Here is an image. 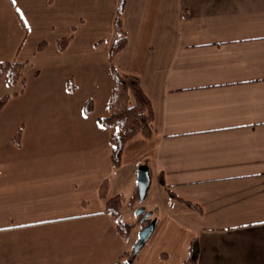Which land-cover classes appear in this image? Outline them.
I'll use <instances>...</instances> for the list:
<instances>
[{"label":"crops","instance_id":"1","mask_svg":"<svg viewBox=\"0 0 264 264\" xmlns=\"http://www.w3.org/2000/svg\"><path fill=\"white\" fill-rule=\"evenodd\" d=\"M117 2L0 0V63L28 72L0 77V264H114L139 206L111 216L104 203L133 193L139 167L161 208L132 264H183L193 239L197 264H264V0H126L112 65L140 81L155 133L114 167L98 119Z\"/></svg>","mask_w":264,"mask_h":264},{"label":"trees","instance_id":"2","mask_svg":"<svg viewBox=\"0 0 264 264\" xmlns=\"http://www.w3.org/2000/svg\"><path fill=\"white\" fill-rule=\"evenodd\" d=\"M126 0H118L117 13L114 19V34L115 39L108 52V61L110 64L112 74V88L110 97L108 100V114L98 119L99 124L108 129H113L110 134L109 142L111 146L110 161L114 167H118L120 164V158L125 144L135 137L141 135L145 138H150L155 133V127L153 123V111L151 103L146 96L140 81L132 76L119 73L112 65V61L115 55L124 48L127 42L126 33L122 24V13L124 10ZM69 37L61 38L58 40L59 50H63L67 45ZM43 46L41 43L38 49ZM23 69L24 64L19 62H3L0 63V77H3L8 86H14L16 83H23ZM68 88H73L68 85ZM9 99V95L5 94L0 97V111L5 106ZM85 115H89L92 112V104L90 100H87L83 107ZM18 135H14V140L18 142ZM158 183L160 186H165L161 177H159ZM107 184L102 183L99 189V195L101 198H105ZM137 197V188L134 189L129 204L132 206L134 200ZM192 209L199 210L195 205L187 203ZM121 207V199L119 196H114L105 200L104 212L116 216ZM145 211L137 215V224L140 225V229L147 226L151 221L148 218H143ZM133 225L127 222L118 221L116 223V230L118 234L126 238L129 236ZM198 244L197 240L193 239L190 242L188 254L183 264H197L198 260ZM137 254H133L132 251L124 252L119 259L114 263L118 264L123 261V264H132Z\"/></svg>","mask_w":264,"mask_h":264},{"label":"water","instance_id":"3","mask_svg":"<svg viewBox=\"0 0 264 264\" xmlns=\"http://www.w3.org/2000/svg\"><path fill=\"white\" fill-rule=\"evenodd\" d=\"M149 175L148 171L144 167H139L136 174V188H137V197L140 201H143L149 187ZM143 212V209H138L136 211V215H139ZM147 216L150 213H146ZM154 223L150 222L147 226L142 228L137 235V241L133 246L132 252L133 254H137L138 251L142 248L145 242L148 240L152 230H153Z\"/></svg>","mask_w":264,"mask_h":264},{"label":"rangeland","instance_id":"4","mask_svg":"<svg viewBox=\"0 0 264 264\" xmlns=\"http://www.w3.org/2000/svg\"><path fill=\"white\" fill-rule=\"evenodd\" d=\"M94 65H101V64H94ZM102 65H107L105 60H103ZM25 73L28 74V72H25ZM25 73H23V75L26 77ZM131 194L124 195V198H122V200H121V206L123 207L124 211L126 210V205L128 207L130 206L129 200H130ZM134 206H139V208H137V210L143 209L145 211L143 218H148V219H150V221H153V220L157 219V216L159 214V210L161 208L160 196L157 193H153L152 188H150L146 192V195H145V198L143 201H140L139 199H135L134 203L130 207H134ZM137 210H135V213ZM146 213H150V215L147 216ZM137 225H136V227L140 229V225H138V226Z\"/></svg>","mask_w":264,"mask_h":264}]
</instances>
